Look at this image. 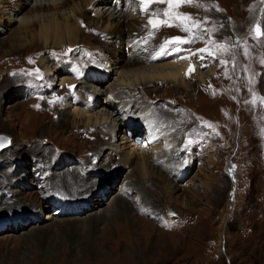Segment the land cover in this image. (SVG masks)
I'll list each match as a JSON object with an SVG mask.
<instances>
[{"label": "rangeland", "instance_id": "obj_1", "mask_svg": "<svg viewBox=\"0 0 264 264\" xmlns=\"http://www.w3.org/2000/svg\"><path fill=\"white\" fill-rule=\"evenodd\" d=\"M25 1L30 6L39 0ZM112 2H103V9L112 12ZM238 3L156 1L150 7V18L159 23L153 31H145L146 45L151 49H146L143 60L147 54L171 45L169 50H184L180 56L198 54L199 72L214 70L215 75L207 88L182 91L180 95L159 86V81L143 89L124 88L126 101L138 95L136 102L144 107L131 111L128 101L124 106L116 102L119 117L105 109L106 96L101 94L110 93V87L118 85L119 75L95 67L103 53L99 42L111 44L102 56L116 55L119 72L126 63L124 53L118 52L120 44L84 30L80 50L66 56L52 49L32 57V63L28 52L10 55L12 50L2 42L10 38L13 27L9 29L6 21L0 23V135L9 139L8 146L0 150V264H166L172 259V264H264V130L252 131L256 138L250 137L254 142L247 144L244 122L251 117L253 107L245 101L247 95L239 102L245 92L246 50L255 45L264 50V31L258 22L264 0L245 1L256 11L252 28L240 20L246 10L236 12ZM123 7L119 12H125L127 7ZM8 12L13 15L12 10ZM211 12L223 18H211ZM226 13L237 19L224 16ZM255 25L262 30L259 38L253 34ZM128 36L125 32L123 39ZM174 37L185 42H175ZM93 48H98V56ZM39 59L44 65L38 64ZM71 60L72 65L68 63ZM163 63L168 62L154 64ZM46 66L52 70L50 76H45ZM93 76L101 86H95ZM63 79L72 83L61 87ZM97 90L98 101L89 113L110 115L104 126L112 125L116 130L108 138V146L118 144L122 137L137 152H148L151 143L144 140L135 145L125 133L123 122L150 111L156 112L157 119L152 133L171 136L164 143L174 151L167 157L171 164L144 172L148 195L141 202L135 193L125 194L127 209L114 205L112 199L127 176L143 173L135 165L137 160L129 168L111 170L113 163L104 166L101 159L96 169L99 174L88 175L84 192L78 196L53 188L59 178L90 159L82 148L87 143L86 135L104 133L102 125L79 129L83 127H78L72 113L75 108L87 111L85 104ZM257 107L263 112L259 117L264 123V99ZM105 143L106 139L102 146H107ZM108 152L106 149L102 154ZM108 172L114 184L103 197L105 204L79 213L89 193H93L92 199H99L97 192L107 187L104 174ZM79 175L84 177V171ZM156 196L158 201L154 202ZM108 207L120 209L112 217L96 221L95 214ZM170 208L175 209L176 216L168 213Z\"/></svg>", "mask_w": 264, "mask_h": 264}, {"label": "bare ground", "instance_id": "obj_2", "mask_svg": "<svg viewBox=\"0 0 264 264\" xmlns=\"http://www.w3.org/2000/svg\"><path fill=\"white\" fill-rule=\"evenodd\" d=\"M105 1L106 0H39L36 1L35 4L29 6L27 5L25 0H0V23L6 21V23L8 24L7 27H9V29L13 27V32L10 38L2 43L10 47V50H12L10 51L11 56H16L28 52L30 54L29 57L32 63L34 62V58L32 59V57L38 54H42L43 52L46 53L47 51H52V49L59 50L61 51L60 54L66 56L68 54L76 52V50H80L79 45L80 42L83 40L82 32L84 30L91 31V35L93 34L94 36L105 37L108 40L113 41V44H120L121 50H119L118 52L122 54L124 53L126 63L120 69L119 72L117 71L119 61H116V58L114 57L116 55H108V57H105V55L102 56V54L105 53L104 50H106V47L111 44L103 45L99 42L101 49L103 48V53L100 55V59L98 60V66L95 67L96 69L97 67L105 68L106 74L117 73L119 75L117 79L118 85H113L112 87H110V89L113 88L110 93H101L103 95L105 94L106 96L103 102L105 109H109L111 113L115 112V115L118 117L120 111L119 109H117L118 107L116 105V102L124 106L128 101H126L124 99L126 97L122 95L124 92V88H137V86H140L143 89L144 86H149L150 84L159 81V86L169 88L172 90V92L175 93V95H180V93L182 94V91H192V89H194L197 92L198 89L201 90L203 89V87L207 88V86L210 85V82L212 81L211 77L215 75L214 70H209L208 73L205 74L200 73L198 62H200L201 59H198V54L197 56L194 55L195 52L186 55L182 54L180 56V54L183 53L184 50L182 48H177L176 50H169V47L171 46L170 45L163 47L162 49L160 48L157 52L155 51V54L154 52L147 54V58L143 60V57L147 53L146 49L150 48L147 47L148 44L146 45L145 38L150 31H153L155 29L153 27V24L149 23L148 18L151 17L150 7L152 5H155L156 2H153L151 4H144L141 3V0H112L113 2L110 3V7H112V12H108L107 9L104 10V7H102L103 2ZM156 1L161 4H164V0ZM224 1L225 3L227 2V0H221V3L224 4ZM238 1L239 3L234 7L235 11L241 12V10H246V12L243 13V17L239 18L247 26L251 24L252 28L254 22L257 19V16L255 15L256 11H253L250 4H245L246 0ZM123 6H126L127 9L125 10V12L122 11L123 13L119 12L122 10ZM8 10H12L13 15H9V12L7 13ZM118 12L120 14H118ZM261 13L259 15L260 18L258 22L259 24H261V28L264 31V10ZM163 14L167 16L166 13ZM227 14L228 13L224 14V16L230 17ZM208 15L213 16L211 18L214 19L223 18L217 15L215 12H211ZM230 18L237 19V17L233 15ZM167 19L169 18L167 17ZM255 27H257V25H255ZM145 31H147L148 33H146ZM125 32L129 34L127 39H123V34ZM145 33L146 35L144 36ZM236 33H238L237 28ZM88 38L91 39V37ZM96 50H98V48H93V53L97 54L98 56L99 52ZM246 51L247 60L246 63L243 64L245 68V83H243L245 84V92H243L244 96L242 95L239 97V102L241 103L243 100L241 99V97L245 98L247 95V100L245 99V101L251 107H253L251 117L249 119L246 117V120L244 122V130H248L247 134L249 136V138L247 139V144H251L254 142L252 140L256 138L257 135L255 134V132L252 135V131L264 130V123L262 122L261 117H259V114L263 112L257 107L259 105L260 99L262 101L264 99V50L257 49V46L255 45L252 48L248 47ZM38 62V64H43V61H41L40 59ZM157 62L168 63L154 64ZM68 63L71 65L74 64L72 60ZM147 63L151 64L146 65ZM41 67L42 66H40V68ZM45 70V76H50L52 70L49 67L47 68V66ZM1 73L2 69H0V76ZM85 75L86 74L84 71V73L82 74V78H84ZM91 79L92 82H94L95 86L102 85L101 83L95 81L94 76L91 77ZM188 80H193L194 82L192 84H188L186 83ZM65 83H72V81H66L63 79V81L60 82V86L62 87ZM259 84H261V86H259ZM68 91L71 93L70 90ZM155 91L158 92V89H155ZM99 94V90L91 93V95H93V98H91L90 102L85 104L88 109H86L87 111L80 112L75 108L72 112L74 115V119L78 124V127H83H79V129L91 130V128H95L98 125H102V127L104 128V133L102 135H99L98 133H96V131L93 134L88 133L86 135L87 143L82 148L85 150L86 154L91 155L92 159L90 157L87 162H83L82 166L79 165L80 167H78L77 170L72 171L70 173L68 172L64 176H62L61 179L59 178L56 181L57 184L53 188L56 187L60 188L61 190L64 189V194L69 196H78L84 192L83 189L86 185V181L89 178L88 175L91 174V172L99 174L96 169H99L98 164L101 159L103 160L100 162L104 166L113 163V165L111 164L112 166H110L111 170H114L113 168L116 167L129 168L128 166H130L133 161L137 160L135 165L139 169V173H143L138 176H127L123 181V184H121L122 186L120 187L118 194L112 199L113 202L111 201L112 203H114V205L118 203L120 205V208L127 209L129 204L126 201L127 199L123 197L125 196V194L129 196L131 193H135L137 197L136 200H139L141 202L143 201V198L148 195L146 191V184L144 182L146 176L144 172H146L147 169L153 172L154 169L157 170L162 167L167 168L171 164V159H168L167 157L170 156V154L174 151H170L167 145L164 144L166 141H168L171 136L170 134H162L160 132L152 133V129L154 128H149V132L143 139V141L145 139L147 140V144L151 143V148L148 150V152H137V149L133 148L134 145L130 146L129 141L123 140L122 137L119 138V141L116 140L118 144L114 145L113 143H111V145L108 146V143L111 141L110 139L108 140V138H112L116 130L115 127H113L112 125L104 126L106 125L107 121H109L108 118L110 115H107L108 117H105L103 115L100 116V114H98L97 112L93 114L89 113L95 107V103L98 101L97 97L99 96ZM128 95L130 96V98L133 96L129 92ZM251 99L253 102L250 101ZM138 100L139 96L137 95L134 99H132V101H128V103L131 105V107L129 106L131 111L136 109L137 107L139 108L140 105H143L142 103L140 104V102H136ZM246 106L245 109H247ZM241 107L243 108L242 105ZM150 108L152 107H149V109ZM155 109L157 111V108ZM126 112H129V110L127 109ZM155 113L156 112L154 111L143 113L140 117L132 118L129 123H127L128 121H124L123 126H126L127 128L125 129V133L127 131H131L133 132V134L138 133L141 128L139 120L143 118L146 119V123L148 125L156 124V117L154 116ZM255 114L258 116H256ZM91 117L94 118L91 119ZM171 119H169V121ZM111 122L112 121H110V123ZM152 134L156 136H152ZM250 137L252 139L251 142ZM104 139H106L105 144L107 146H102ZM96 142H98L99 144H96ZM99 146L101 149H99ZM106 149L109 150V152L108 154L103 155L102 153ZM158 150H161V152H159ZM67 162H70V159H68ZM84 166H89L90 168L88 169V167H86L84 169ZM83 171L85 173L84 177L79 175V173ZM104 176L108 184L107 187H104L103 190L97 192V195H99V199H92L93 195L91 194L93 193H89L86 198L83 199L82 202L84 203H82V207H85H83L82 209L79 208V213L85 212L89 209L93 210V208H98L99 206L105 204V202L103 201V197H105L106 194L112 191L111 187L114 184V179L112 178L111 172L104 174ZM95 188L93 187L92 189ZM93 191L94 190H91L90 192ZM154 199V202L158 201L157 196L153 198V200ZM120 208H118V210L116 211V209L109 210L110 208L108 207L106 211H100L98 214H95L94 219L96 221L98 220L97 218L108 219L112 217L113 214H116V212H118ZM64 210L65 209H63V211ZM172 260H169L166 264H172Z\"/></svg>", "mask_w": 264, "mask_h": 264}, {"label": "snow or ice", "instance_id": "obj_3", "mask_svg": "<svg viewBox=\"0 0 264 264\" xmlns=\"http://www.w3.org/2000/svg\"><path fill=\"white\" fill-rule=\"evenodd\" d=\"M153 2H156V0H141V3L144 4H151ZM169 3H173V0H168ZM176 3H180V2H186V3H191V0H175ZM147 10V9H145ZM150 24H153V27H156L157 23H159V21L157 22H153L152 20H149ZM173 40L184 43L185 41L182 40L180 37H174ZM203 51V50H201Z\"/></svg>", "mask_w": 264, "mask_h": 264}, {"label": "water", "instance_id": "obj_4", "mask_svg": "<svg viewBox=\"0 0 264 264\" xmlns=\"http://www.w3.org/2000/svg\"><path fill=\"white\" fill-rule=\"evenodd\" d=\"M9 144V139L6 136L0 135V150L3 148H6ZM170 215L172 216H176L177 212L175 211V209L170 208L169 212Z\"/></svg>", "mask_w": 264, "mask_h": 264}]
</instances>
